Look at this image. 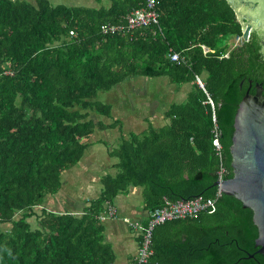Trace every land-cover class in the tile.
Instances as JSON below:
<instances>
[{"label":"trees","instance_id":"16d2710c","mask_svg":"<svg viewBox=\"0 0 264 264\" xmlns=\"http://www.w3.org/2000/svg\"><path fill=\"white\" fill-rule=\"evenodd\" d=\"M145 1L93 7L0 0V224L8 225L0 228V264H113L99 215L117 195L139 187L152 211L166 200L214 197L221 162L225 178L232 175L238 104L248 81L250 93L255 83L264 87L258 37L229 47L224 40L241 36L242 26L225 0H156L157 24L124 35L100 33L101 24L124 22ZM171 52L184 60L170 61ZM134 76H165L192 87L164 112L167 124L121 134L108 153L117 159L116 172L100 177L101 192L82 214L41 208L60 190L63 172L82 159L96 129L121 131L119 119L95 122L90 115L110 118L112 106L95 98ZM213 115L222 161L212 144ZM247 210L222 193L213 209L157 226L141 264H264L263 255L248 256L257 250V232Z\"/></svg>","mask_w":264,"mask_h":264},{"label":"crops","instance_id":"0c3cea01","mask_svg":"<svg viewBox=\"0 0 264 264\" xmlns=\"http://www.w3.org/2000/svg\"><path fill=\"white\" fill-rule=\"evenodd\" d=\"M143 82L147 84L146 81ZM143 82H140V84ZM156 86L158 87V85ZM173 91V89L169 90V97L167 96L168 98H170V95L174 97ZM177 93H179V91ZM187 93L185 94V92H183L180 96H178L180 97L178 101L173 102L170 105L183 102L186 99ZM150 101H146L147 109L143 115L135 114L132 110L129 111L130 108H127L121 104H117L114 108H112L111 119H119L121 121V131L117 128L105 130L96 129L90 135V137L86 139V141L89 143L88 147H90L91 144L100 140V136L98 135V133L108 134L110 136V139L113 141V143L109 147H107L106 154L108 161H106V163L102 167H99L97 161L95 160L96 151L88 152L87 147L82 159L78 162V164L73 168L63 172L62 178L64 181L62 182L60 190L55 195L48 196L42 204L41 208L59 213L70 212L76 215L82 214L84 208L88 205L87 201L96 198L101 192L102 185L100 183V177L107 173L115 174L116 172L114 164L117 162V159L115 158L114 160H112L111 158L114 157H110L108 153L119 144L121 134H124L126 137L127 134L130 133V131L141 133L149 126V124L154 127H161L167 124L168 120L164 117V112L170 105L168 107L165 106L159 109L158 105L155 103V100L151 102ZM90 116L95 122L103 121V119L98 118L96 121L92 114ZM111 121L103 122L111 123ZM124 128L133 130H129V133H126L123 131ZM117 138L119 139L118 144L116 142ZM93 171L103 173L94 174ZM76 178L84 183V185H82L83 188L85 184L87 188V186L90 187L92 184L97 183V185L94 187V192L96 193L95 196H92L91 194H87V196H85V194L78 195L77 197L69 195L72 193L69 188L72 186ZM65 180L71 181L70 187H67L66 190H64L63 186V183L65 184ZM62 190H64L65 192H62ZM139 193L141 194V188L131 186L128 192L117 195L114 202L111 204L117 211V216L107 218L102 221L104 225L105 240L112 245L114 251L115 259L113 264H131L136 258L139 248V233L138 231H135L131 227H129V225L123 220V218L126 217L141 224H145V222L147 221L149 210L144 207L143 201L140 202L134 200L135 196H137Z\"/></svg>","mask_w":264,"mask_h":264},{"label":"water","instance_id":"95a60500","mask_svg":"<svg viewBox=\"0 0 264 264\" xmlns=\"http://www.w3.org/2000/svg\"><path fill=\"white\" fill-rule=\"evenodd\" d=\"M242 26V39L248 41L252 30L260 38L264 55V0H225ZM248 88L238 104L231 144L229 146L232 175L219 182L222 193L233 196L243 208L252 211V223L257 228L255 253L264 256V95L262 86L255 83V94ZM242 83H240V86Z\"/></svg>","mask_w":264,"mask_h":264},{"label":"built area","instance_id":"2783aa9c","mask_svg":"<svg viewBox=\"0 0 264 264\" xmlns=\"http://www.w3.org/2000/svg\"><path fill=\"white\" fill-rule=\"evenodd\" d=\"M157 1L156 0H146L145 5L141 8L135 9L128 13L124 22L113 24V23H103L100 25V33L102 35H113V34H128L131 33L134 29L145 27L151 24H157L159 20V12L157 10ZM72 33V32H71ZM236 44L242 42L243 39L241 36L235 37ZM170 61L180 62L184 60V57L177 52L169 53ZM196 82L198 85L203 88V83L201 79L197 76ZM209 103L213 106V102L209 99ZM213 139L212 144L216 153L219 156V159L222 161V146L219 141L220 131L216 124V119L213 115ZM226 169L223 166L222 162L218 170L219 182L225 179ZM222 191L220 190V184L217 186V191L214 197L205 198L203 196H196L195 198L189 200H178L175 202L166 200L164 204L158 208H155L152 211H149L147 221L144 223H138L132 221L128 218H123V220L131 227L133 230L138 231L141 235V241L139 242V248L136 255V260L138 264H141L146 261L147 257L151 254V239L152 232L157 227L167 221L184 219V218H193L199 213L204 212L208 209H213L216 200L221 196ZM117 216V211L111 204H107L106 210L99 215V219L103 221L107 218H112Z\"/></svg>","mask_w":264,"mask_h":264},{"label":"rangeland","instance_id":"374dc122","mask_svg":"<svg viewBox=\"0 0 264 264\" xmlns=\"http://www.w3.org/2000/svg\"><path fill=\"white\" fill-rule=\"evenodd\" d=\"M27 1L34 2L35 0H27ZM49 1L53 5L64 4L67 6L85 5V6L98 7L101 4L102 5L106 4V0L102 1L101 3H98L96 0H49ZM224 41L229 45V47H231L232 45L234 46L236 44V41L233 38L232 39L227 38ZM143 81H146L147 84H145ZM140 82L143 83L140 84ZM156 85H158V87ZM190 87H191L190 83H184V84L171 83L168 77L165 76H160V77L134 76L131 78H127L124 81L116 84L110 90L100 91L97 97L95 98V101L110 104L112 108H114L117 104H121L127 108H130L129 111L132 110L135 114L143 115L147 109L146 101L148 102L150 100L151 101L155 100V103L158 105L159 109L165 106L168 107L171 103L178 101V99L180 98L178 96H180L183 92H185L186 94L191 89ZM171 89L174 90L173 91L174 97L170 95V98H168L169 90ZM178 91L179 93H177ZM91 114L92 116H94L96 121L97 118L103 119V121L112 120L111 117L109 118L106 116H101L96 113H91ZM129 130H133V129H128V128L123 129V131L126 133H129ZM98 135L100 136V140L91 144L90 147H88V152L96 151L95 160L97 161L99 167H102L106 163V161H108L106 154L107 147H109L113 143V141L110 139V136L108 134L98 133ZM116 142L118 144L119 142L118 138ZM111 159L114 160L115 158H111ZM93 173L102 174L103 172L93 171ZM63 181L64 180L62 178V182ZM70 182L71 181L65 180V184L63 183L64 190H66L67 187H70ZM82 185H84V183L82 181H79L78 178H76L72 186L69 188V190L72 191V193L70 192L71 194L69 195H72L73 197H77L78 195H84V194L85 196H87V194H91L92 196H95L96 193L94 192V187L97 185V183L92 184L90 187L87 186V188H86V184L84 188ZM98 187H99V183H98ZM64 190H62V192H65ZM134 200L141 202L142 201L141 194L139 193L137 196H135ZM35 211L39 212L40 208L36 207ZM18 216L19 214H16L15 217L17 218ZM29 221L31 222L33 227L36 226L35 217L30 218ZM7 227L8 225L0 224V228L2 229Z\"/></svg>","mask_w":264,"mask_h":264},{"label":"flooded vegetation","instance_id":"af4514ba","mask_svg":"<svg viewBox=\"0 0 264 264\" xmlns=\"http://www.w3.org/2000/svg\"><path fill=\"white\" fill-rule=\"evenodd\" d=\"M257 36L258 37V42H259V45H260V38H259V36L257 35V33L254 31V30H252V33H251V36H250V38H249V40H252V38H254V36ZM261 45H260V49H259V52H260V54L262 55V57H263V59H264V55H263V53H261ZM252 82V81H251ZM261 84V83H260ZM252 86V85H251ZM261 86H262V84H261ZM251 88V87H250ZM255 92H256V90H255V86H254V92L253 93H250V90H249V93L251 94V95H254L255 94ZM262 95H264V87L262 86ZM232 171V170H231ZM231 177V176H230ZM226 178H229V177H226ZM243 209H248V208H243ZM249 210V209H248ZM247 210V211H248ZM249 211H251V210H249ZM243 214L244 213H241V214H239V216L238 217H236V219H238V220H241V218L243 219L244 218V216H243ZM251 223H252V211H251ZM237 221V220H236ZM252 226L254 227V229H255V231L257 232V228H256V226L252 223ZM248 228H250V226L248 227ZM248 230V229H247ZM249 232V231H248ZM258 234V233H257ZM257 237V236H256ZM255 237V238H256ZM230 242H234V239H231V241ZM217 243H221L219 240H218V242ZM236 243V242H235Z\"/></svg>","mask_w":264,"mask_h":264}]
</instances>
